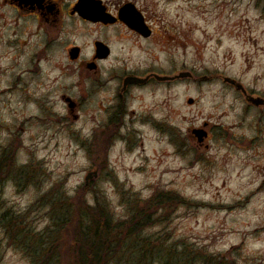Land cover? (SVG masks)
I'll list each match as a JSON object with an SVG mask.
<instances>
[{"label":"rangeland","instance_id":"374dc122","mask_svg":"<svg viewBox=\"0 0 264 264\" xmlns=\"http://www.w3.org/2000/svg\"><path fill=\"white\" fill-rule=\"evenodd\" d=\"M1 1L0 160L9 151L11 164L0 166V264H35L28 254L34 252L14 243L7 225L19 218L45 237L55 200L72 215L105 208L113 224L144 212L149 219L138 238L148 242L130 237L110 264H264V102L251 100H264V0H137L158 35L164 26L173 39L161 45L114 34L104 76L122 66L192 78L133 91L128 106L136 128L123 129L97 128L106 113L97 102L112 104L111 84L82 106L77 120L60 98L64 86L78 81L66 43L83 44L88 53L99 32L81 27L83 35L65 34L35 63V42L8 46L14 15ZM153 120L165 128H154ZM204 122L228 128L209 148L190 131ZM76 223L61 234L64 264L74 259L68 247Z\"/></svg>","mask_w":264,"mask_h":264},{"label":"flooded vegetation","instance_id":"af4514ba","mask_svg":"<svg viewBox=\"0 0 264 264\" xmlns=\"http://www.w3.org/2000/svg\"><path fill=\"white\" fill-rule=\"evenodd\" d=\"M1 5L8 8L14 15V19L9 24L10 30L14 32V37L8 38V46L10 42L13 44V46L10 44L12 49L17 47L23 49L29 43L35 42L36 50L33 57L35 63L47 56L48 52L58 46L62 39H66L65 34L83 35L81 27L84 29L95 28L99 32L90 38L88 53L83 44L66 43V57L70 63L75 65L74 70L78 75V81L76 85L71 83V86H64L60 98L75 120L79 118L82 106L94 95H99L100 91L108 89V85L111 84L109 89H113V97L110 98L112 104L104 107L102 102H97L98 111L107 113H105L102 125L97 128H136L133 123L136 111L129 109L128 106L132 92L149 87H169L183 81V77H177L182 73L180 71L170 74L151 69L142 73L128 72L124 71L122 66H120L121 69L118 66H112L111 76H104L106 64L114 55L112 45L114 34L122 39L125 36H135L138 41H155L161 45L165 44L166 39H173L167 33L168 31L164 30V26L161 27L160 36L158 35L152 18L148 17L144 6L139 5L137 0H2ZM96 7L100 9L103 18L91 15L87 11ZM133 11L141 15L149 29V36L133 29L131 23L125 21L127 14ZM134 15L138 16V14ZM21 34L22 41L20 40ZM89 36H91V32H89ZM80 79L81 81L84 79L82 82L85 86L79 82ZM76 87H79L78 91L74 90L73 92ZM244 94L246 95L245 92ZM194 104H196L195 99L192 105ZM169 111L171 113V109ZM151 122L154 128H165V121H160L159 125H156L155 120ZM167 128H171V125ZM226 130L228 128L209 122H204L202 127L190 129L198 146L206 148L210 147L208 142L215 135L223 137L227 135Z\"/></svg>","mask_w":264,"mask_h":264},{"label":"trees","instance_id":"16d2710c","mask_svg":"<svg viewBox=\"0 0 264 264\" xmlns=\"http://www.w3.org/2000/svg\"><path fill=\"white\" fill-rule=\"evenodd\" d=\"M8 152L4 153L3 160H0V166H10L11 158L6 159ZM64 204V202L55 200L52 206L53 228H50L51 232H48L45 237L28 228H23L21 226L23 222H20L19 218H15L18 224L7 225L12 226L11 230H15V234L12 236L13 242L17 243L18 246L21 244L26 251L34 252V254L30 252L28 254L32 256L35 264H64L63 249L60 248L62 244L65 246V243L62 242L61 234L69 224L75 222H77V232L72 244L68 247V251L74 255V259L73 262L69 261L66 264H110L120 257L119 254L123 252L122 248L130 237H133L134 240L136 238L137 241L135 240V242L143 243V245L148 242L145 240L146 238H138L149 219L141 214L144 212L137 210L129 220L113 224L112 214L105 208L97 212L95 209L87 211L83 208L72 215V211L69 213L70 209L63 206ZM54 229L56 232L53 236L52 231ZM23 236H27L28 244L22 239Z\"/></svg>","mask_w":264,"mask_h":264},{"label":"water","instance_id":"95a60500","mask_svg":"<svg viewBox=\"0 0 264 264\" xmlns=\"http://www.w3.org/2000/svg\"><path fill=\"white\" fill-rule=\"evenodd\" d=\"M89 12V14L91 15H95L96 17L98 18H103V14L100 13V9H98V7L94 8V9H88L87 10ZM134 14H138L137 17H135ZM125 21L127 23H131V26L133 29L139 31L140 33L144 34L145 36H149L150 33H149V29L148 27L145 25L141 15L138 13V12H129L127 14V17H125ZM177 77H183V78H189V77H192V74L190 72H182L180 75H178ZM168 79V78H167ZM174 79V78H173ZM225 82L226 83H230L232 85H235L237 87V89H243V87L236 83L235 80H232L230 78H225ZM245 91V90H244ZM256 105H259V104H262L264 102L263 99H258V100H255V99H251ZM193 100L190 99L189 100V103H192ZM92 177V173H90L87 177H86V181H89V179H91Z\"/></svg>","mask_w":264,"mask_h":264}]
</instances>
